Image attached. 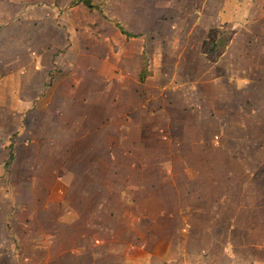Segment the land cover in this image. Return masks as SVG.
<instances>
[{
	"label": "rangeland",
	"instance_id": "1",
	"mask_svg": "<svg viewBox=\"0 0 264 264\" xmlns=\"http://www.w3.org/2000/svg\"><path fill=\"white\" fill-rule=\"evenodd\" d=\"M182 1L180 5H188L184 2L188 0ZM85 6L84 9L91 13L82 14L81 20L95 22L98 26L95 27L97 29L89 30L88 33L86 30L79 31L76 37L77 49L75 52L73 50L70 55L76 66L64 75L66 87L73 84L72 96L76 97L71 102L72 97H70L69 103L66 102L68 98L62 100L59 106L62 116L56 115L60 122V124L57 122V135H52V126L45 127V124L41 126L44 121L38 118L41 131H49L38 138L39 161L44 162L47 167L52 166V156L54 154L63 155L64 149L68 150L67 142L63 139L61 131L66 126L65 120L68 117L71 118L72 113L67 110L65 104L75 108L80 102L85 109L91 104V98L95 99V96L100 93L106 95L105 99H102L105 110L119 107L124 112L127 107H130L128 112L131 111V113L119 120L127 125L126 130L121 127L122 139L125 136H133L136 125L139 126L147 116L149 121L152 119L153 124L164 125L170 122V129L167 131L169 139H176L180 143L179 146L173 147L172 152L183 155L186 153L185 172L182 173V167H179L177 171L180 176L172 178L169 174V180L162 177L160 181L162 184L170 185L177 181L179 187H182L178 195L176 192H169V189L163 191L167 194L157 195L155 198H152L149 192L135 195L133 188L139 186L144 178L140 177V173L135 176V168L131 172L134 177H129V166L135 167L136 164L133 161L130 163V152L133 158L141 159L137 161V165L141 167L148 166L149 169L154 168L157 171L162 169L165 172L167 168H170V171L176 169L177 164L170 162L159 164L148 161L147 143L152 139L158 141L159 139L155 135H153L154 138L152 136L146 138L147 131L145 134H138L140 144L135 149L128 142L124 143L122 153L125 155L117 154L122 160L111 162L109 157L114 152L111 153L110 150L114 149L116 152L117 148L113 143L109 144L108 136L111 134L116 136V130L113 128L115 123L105 125L106 151L103 155L106 177L103 179L104 187L103 191H99L98 194L90 193L95 199H99V202L103 204V209L91 210L93 214L90 211L88 225L90 239L88 242H80L83 248L84 246L88 248L89 264H96V258L98 264H264V50L262 49L258 56L255 39L250 40L246 56L249 61L254 58L247 67L249 78L254 80L253 82L247 81V78L242 79L245 66L241 57V45L244 42V37L241 39L243 36L241 29L244 27L249 25V30L254 29L257 37L264 43V0H252V3L248 5L247 14L246 11L233 13L231 27L225 25L212 29L201 44L200 40L193 41L195 45L199 42L202 47L201 52L207 56V60L202 61L200 65L162 66L159 62L156 63V60H154L156 64L152 61L150 67L152 78L146 84H137V98L134 99L136 101L134 104L128 98L115 100L113 103L114 91L102 88L106 84L112 85L113 81L103 82L98 72L95 74H98L99 78L96 80L99 82H95L96 86L91 90L94 84L87 81L90 80L87 76L91 73L85 70L81 63L86 57L100 61L108 58V49L104 48L107 44L103 41L93 43L92 40L95 37L92 31L95 33L98 31L106 37L113 32L114 24L105 20L106 24L103 25L104 20L100 17L97 7L90 8L87 4ZM155 8L159 11L163 10L156 6ZM194 8L197 7L191 0L187 11L193 13ZM235 10H237L236 7ZM171 22L176 23V16ZM127 28L132 29L129 25H126L125 29ZM154 29L160 30L161 24L156 25ZM237 32H240V35L237 36L229 51L233 58L230 57L229 60L223 58L218 62L219 57L225 52L226 46L230 44ZM184 35L182 37L185 38ZM154 36L158 39L157 43L165 38L163 35ZM47 38L51 39L49 35ZM187 38L185 44L191 41L190 36ZM114 41L119 43L116 39ZM139 46L140 44H137V49ZM13 49L14 43L11 42L0 46V57L14 60L15 51ZM191 52L193 56L198 53L196 49ZM145 56L148 62L146 53ZM20 58L31 59V56L22 54ZM140 59L138 67L142 65ZM214 60L218 63L214 64ZM137 66L125 65L120 70L132 75L133 69L135 72L138 70ZM99 68H103L105 73L112 71L110 66ZM50 77L52 75L49 74L47 79ZM47 83L49 84L43 85L45 89L52 86V78L48 79ZM64 86L65 83L63 88ZM81 86L84 88L80 89ZM87 95L91 97H85ZM39 100H42L41 97ZM134 105L138 113L132 109ZM39 106H42V102ZM162 109H167L168 113L164 114L161 112ZM26 125H28L27 122ZM31 130L35 131V128L27 129L29 134L26 133L23 136L26 137L25 140L30 136ZM0 147V159L6 158V161L0 163L5 164L4 167L8 173L15 169L25 170L28 167L23 161L26 158L25 149L21 150V153L19 149L18 156L12 145ZM3 149L9 150L7 154L4 155ZM156 149L160 151L162 148L153 147V150ZM77 151L80 149L78 148ZM194 153H198L204 160L201 164L194 159ZM15 155L18 156L17 161H15ZM225 155L228 157L225 158ZM10 156H13V161L9 160ZM208 157L210 162H208ZM111 166L119 169L120 176L112 177ZM30 178L25 172L19 180L28 182L31 181ZM15 180L17 179L10 178L13 184ZM49 180L46 176H41L38 184L44 185V182ZM7 181L9 182V179ZM37 186L30 188L25 184L26 189L30 188L29 191L24 188L16 194L12 188L11 193L3 194L0 198V264H36L32 262V259L20 258V255H29L31 250L37 249V242L41 246L47 244L44 241V234L47 232L42 230V226L45 225L41 220V218L47 219L46 213L44 214L43 210H39L35 205V202H38L41 203L40 207H43L47 203L46 194L42 193L43 191H40ZM48 189L52 191V186ZM162 196L165 198L162 199ZM145 201L156 202L159 203L158 205L161 201H167L170 209L164 213L166 217L167 215L173 216L169 219L170 225L167 230L155 221L152 225H148L150 222L148 219H156L157 211L139 206ZM176 201L184 204L183 209L175 211L174 206L171 207ZM226 201L232 203L231 206H224ZM48 203L52 206V202ZM188 205L195 209L200 207L201 210L186 208ZM177 211H181L185 219H180ZM48 217H52L51 214ZM18 223L23 225H18ZM54 226L56 225L52 223V229ZM185 229L187 230L186 241L188 235L192 238L194 235L201 237V241L195 244V247L200 248L198 253L194 252L193 243H185L189 252L186 251L187 255L183 262L176 255L180 246L178 242L180 233ZM30 230L33 231V237L31 233L30 235L26 233ZM37 232L41 235L39 241H36L38 240ZM138 235H144L147 241H140ZM242 239H246L249 244L243 251L244 241ZM231 240L235 245H233V253L232 250L225 251L226 245ZM56 242L53 241L52 244H60ZM17 251L18 258H16ZM151 251L152 254L146 257V253ZM236 252L237 255H235Z\"/></svg>",
	"mask_w": 264,
	"mask_h": 264
},
{
	"label": "crops",
	"instance_id": "2",
	"mask_svg": "<svg viewBox=\"0 0 264 264\" xmlns=\"http://www.w3.org/2000/svg\"><path fill=\"white\" fill-rule=\"evenodd\" d=\"M192 1L194 6L197 7L194 8L193 13L188 12L189 10L187 11L191 0L184 1L188 5H180L183 2L182 0H0V46L11 42L14 43L13 50L15 51L14 60L0 57V146L12 145L17 155L19 149L20 153L25 149L26 158L23 161L28 166L27 168L25 167V170H11L10 174V172L6 171L5 164L0 163V198H2L3 194L11 193L10 189L12 188H14L16 194L19 190H24L25 188V190L29 191L31 187L34 188L35 185H38L37 187H39L40 191L46 194L45 198L47 201L43 207H40L41 203L35 202L38 209H42L44 214L46 213L47 219L41 218V220L44 221L45 225V228L42 226V230L47 232V234H44V241L47 244L41 246L37 242V249L31 250L29 255H20V258L32 259V262L36 264H89L88 248L86 249L85 246L83 248L80 242H88L90 239L88 226L90 211L103 209V204L99 202V199H95L90 193L98 194L99 191H103L104 187L103 179L106 177V166L103 154L106 151V137L104 134L106 124L111 122L113 124L114 122L113 128L116 130V136L114 134L108 136L109 144L113 143L115 148H117L116 152L114 149L110 150L111 153L114 152L109 157L111 162L122 160L117 154L125 155V153H122L124 143L128 142L135 149L140 144L138 134H145L147 131L145 134L146 138L151 136L154 138L153 135H155L159 139V141L152 139L147 143L146 154L148 161L159 164H167L168 162L177 164L176 169H171L170 171V168H167L165 172L162 169L160 171L154 168L149 169L147 168L148 166L141 167L137 165V161L141 159L139 157L133 158L130 152V163L133 161L136 164L135 167L129 166V177H134L131 172L135 170V176L140 173V177L144 178V181L139 186L133 188L135 195L149 192L150 195L152 194V198H155L157 195L167 194L163 193V191L168 189L171 193L176 192V195L180 193L182 187H179L177 181L176 183L172 182L171 185L160 183L162 177L169 180V174L172 178L180 176L177 171L179 167H182V173L185 172L186 153L183 155L172 152L173 147L179 146L180 143L176 139H169L167 131L170 129L171 123H164V125L153 124L151 122L152 119L149 121L146 116L139 126L136 125L134 129L135 136H125L122 139L121 127L126 130L125 127L127 125L126 123H121V121L119 122V120L125 117L126 114L131 113V111L128 112L130 107H127L124 112L119 107L105 110L102 105V99L106 97L104 93L96 95L95 99L91 98V104L85 109L80 102L77 103L75 108L65 104L67 110L72 114L71 118L68 117L65 120L66 126L63 127L61 133L63 139L67 142L69 151L64 149L63 155L54 154L52 156V166L47 167L44 162L39 161L38 138L43 136L45 132L49 133V131H41V126L44 124L45 127L52 126V135H57V122L59 124L60 122L56 115L62 116L59 106L64 98H68L66 102L69 103L70 97H72L70 102L76 97L72 96L73 84H69L66 87V78H64V75H67V72H70V69L76 66L70 55L73 50L75 52L77 49L76 42L78 41L76 37L78 32L86 30L88 33L89 30L97 29L95 27L98 26L95 22H84L81 20L82 14L91 13V11L84 9L86 8L85 3H89L92 7H97L100 11V17L104 20L103 25L106 24L105 20L110 24H114L113 32L106 37L102 36L98 31L96 33L92 31L93 37H95L92 40L93 43L103 41L107 44L104 48L108 49V58L100 61L86 57L81 63L85 70L91 73L87 76L90 79L87 81L94 84L91 90L96 86L95 82H99L96 80V78H99L97 76L99 74L103 78V82L109 83L113 81L112 85L106 84L105 87H102L103 89H112L114 91V97L112 96L113 103H115V100L128 98L134 104L136 102L134 99L137 98V84H146L152 78L150 68L152 61L154 64L159 62L162 66L200 65L202 61L207 60V56L201 52L202 47L200 44L206 40L210 31L225 25L231 27L233 24L232 19L234 18L233 13L237 14L236 12L238 11H246L245 13L247 14L248 5L252 3V0ZM155 6L164 11L157 10ZM235 7L237 10H235ZM174 16H176V23L171 22ZM117 24L124 31L136 37L127 38ZM159 24H161V29L157 31L154 28ZM126 25H129L132 29H125ZM249 28L250 26L248 25L241 29V33H243L241 39L244 37V44L242 43L241 45V57L245 66L244 71H242V79L247 78V81L253 82L254 80L249 78L247 67L254 58L249 61L246 51L249 48L250 40L255 39L259 56L262 49L264 50V43L257 37L256 31L254 29L249 30ZM239 33H235L234 38L226 46L225 52L219 57L218 62L223 58L228 60L230 57L233 58L229 51L237 36L240 35ZM11 34L12 37H10ZM183 34H185V38L182 37ZM186 34L190 36L192 41H188L187 44H185L186 39H188ZM48 35L51 39L47 38ZM154 35H163L165 38L162 40L159 38L160 43H157L158 39ZM113 38L119 43L115 42ZM195 40H200V44L197 42L195 45L193 42ZM137 44H140L138 49ZM195 49L198 53L193 56L191 51ZM143 52L146 53L148 58V75L141 82L142 65L141 67L137 65L140 63L139 59ZM22 54L31 56V59L26 58L23 60L20 58ZM154 60H156V63ZM214 62V64L218 63L217 60H214ZM125 65L128 67L137 66L138 70L135 72L133 69L132 75L129 72H122L120 68ZM103 66H110L112 71L105 73L103 68H99ZM95 72H98V74H95ZM49 74L52 75V77L48 78H52V86L45 89L43 85L49 84L47 83ZM111 75L113 77L112 80ZM197 75L199 76V73ZM64 83L65 86L63 88ZM79 88L83 89L84 87L81 86ZM43 94L44 96H42ZM40 97L41 101L39 100ZM85 97H91V95ZM41 102L42 106L40 107L39 104ZM134 107L135 105L132 109L135 110ZM135 111L137 112V108ZM161 112L166 114L168 110L162 109ZM38 118L44 121L41 126H39ZM124 120L126 119L124 118ZM26 122L28 125H26ZM30 127L35 128V131L31 130L30 136L25 140L26 137L23 136H25L27 129ZM194 145L196 144L194 143ZM157 146L162 149L160 151L158 149L153 150V147ZM78 148L80 151H77ZM3 150L4 155L9 151L7 149ZM17 155H15V161H17L19 156ZM193 156L199 164L204 161L198 153H194ZM224 157L226 158L228 155ZM9 160L13 161V156H10ZM1 161H6V158L0 159ZM208 162H210L209 157ZM111 167L112 169L110 168V170L113 171L112 177L120 176L118 173L119 169ZM133 168L135 169L133 170ZM25 172L28 177H31V181L21 182L19 180ZM41 176L49 178L52 184L49 181H45V184L40 186L38 179ZM11 177L17 179L14 184L10 181ZM7 179H9V182ZM71 179L74 180L72 181ZM10 182L13 186H11ZM25 184L30 188L26 189ZM50 186H52V191L48 189ZM164 198L165 196H162V199ZM144 200H146V197H144ZM48 202H52V206ZM151 203L145 201L139 204L145 209L157 211L156 219L147 218L150 220L148 225H152L155 221L167 230L170 225L169 219L173 218V216L169 215L166 217L164 213V211L170 209L167 201H161L160 205L152 201ZM231 204L226 201L224 206H231ZM173 206L176 211L183 209L184 204L176 201L173 202L171 207L173 208ZM186 208L196 211L201 210L200 207L195 209L190 205ZM177 212L180 219H185L181 211ZM91 213L93 214L92 211ZM49 214L52 217H48ZM52 223L56 225L53 229ZM18 225L23 224L18 223ZM31 230L26 233L28 235L31 233L33 237V231L31 232ZM186 232L187 230L185 229L181 231V236L179 235L180 241L178 242H180V246L176 255L183 262L189 252L185 243H193V250L198 253L200 248L195 247V244L201 241V237L199 238L195 235L193 238L188 235L186 241ZM150 235L152 236V234ZM37 236L38 240L36 241H39V236L41 238V235L38 234ZM138 238L140 241H147L144 235H138ZM53 241H57L60 244L53 245ZM243 241L242 251L249 245L246 239ZM233 245V240H231L226 245L225 251L230 252L232 250L233 253ZM237 252L235 255H237ZM150 254H152V251L146 253V257ZM18 256L17 251L16 258ZM95 262L98 264L97 258Z\"/></svg>",
	"mask_w": 264,
	"mask_h": 264
},
{
	"label": "trees",
	"instance_id": "3",
	"mask_svg": "<svg viewBox=\"0 0 264 264\" xmlns=\"http://www.w3.org/2000/svg\"><path fill=\"white\" fill-rule=\"evenodd\" d=\"M86 4L88 5V7L93 8L92 5H90L89 3H85V5ZM117 26L127 38L136 37L135 35L124 31L123 28L120 25L117 24ZM140 60H141V64H142V69H141V73H140V81L143 82L145 80L146 76L148 75V71H147L148 64H147L145 53L142 54Z\"/></svg>",
	"mask_w": 264,
	"mask_h": 264
}]
</instances>
